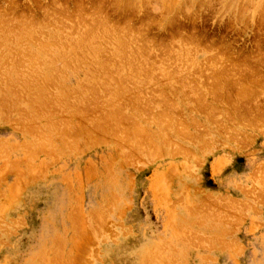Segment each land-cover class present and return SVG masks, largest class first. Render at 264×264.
Here are the masks:
<instances>
[{"label":"rangeland","instance_id":"obj_1","mask_svg":"<svg viewBox=\"0 0 264 264\" xmlns=\"http://www.w3.org/2000/svg\"><path fill=\"white\" fill-rule=\"evenodd\" d=\"M120 1L0 0V25L12 31L16 28L14 39L18 38L13 42V33L0 27V34L6 33L13 42L9 44L7 37L1 40L0 35V52L8 51L0 56V63L7 69L4 72L0 64V264H264V0H130L133 6L129 0ZM103 17L106 20L102 21ZM101 21L107 25H101ZM103 25L105 28H101ZM21 28L27 33H19ZM88 28H93L92 34ZM95 28L98 30L94 32ZM116 29H123V33L118 34ZM16 33L22 34L23 39ZM115 34L119 35L117 40ZM120 35L132 40L126 44ZM45 39L54 41L48 44L46 40V45ZM116 41L121 42L119 48L114 47ZM127 45L129 48H123ZM40 46L57 49L51 48L52 53L48 49L51 54L47 51V56L43 54L47 49ZM18 49L23 50L22 56ZM118 49L120 53L124 51L122 56ZM34 53L41 58L33 57ZM56 53L62 54L58 57ZM23 55H31L30 60L22 61ZM49 56L52 57L48 59ZM53 56L58 60L65 57L57 61ZM30 57L32 61L36 58V64L31 62L33 66ZM51 58L58 64H48ZM16 60L25 64L24 70L18 71L21 65ZM53 67L62 71L57 74ZM38 70L43 76L40 71L36 74ZM22 74L24 77H20ZM46 76L53 80L43 79ZM22 85L26 92L32 89L30 95L22 92ZM64 87L69 90L62 94ZM120 88L127 90L125 94ZM37 93L49 98L47 109L51 110L39 107ZM64 93L69 95L64 97ZM132 93H138L133 96L137 103ZM81 99L84 102L78 105ZM16 100L20 101L16 105L19 109L10 106ZM112 102L119 103L118 109ZM29 107L36 109L35 113ZM110 107L123 115L122 122L107 120L108 129L101 130L97 125L104 122ZM163 112L167 117H162ZM36 113L45 116L42 119ZM40 121L43 126L40 124L39 129L36 124ZM48 121L53 124L49 126ZM180 122L186 131L180 132ZM51 125L57 126L58 131ZM141 125L145 128L143 134L133 136L131 130L136 126L141 130ZM173 125L178 131L172 130ZM123 127L128 129L124 131ZM41 129L45 133L41 134ZM145 130L154 137L144 134ZM32 132L35 140L42 139L36 142L38 147L33 144L35 140L32 143ZM183 132L189 134L184 136ZM37 133L46 139L51 137L48 141L54 151ZM121 133L126 134L125 143L120 140Z\"/></svg>","mask_w":264,"mask_h":264},{"label":"bare ground","instance_id":"obj_2","mask_svg":"<svg viewBox=\"0 0 264 264\" xmlns=\"http://www.w3.org/2000/svg\"><path fill=\"white\" fill-rule=\"evenodd\" d=\"M56 1H57V0H56ZM101 1H102V0H101ZM123 1H124V0H123ZM136 1H137V0H136ZM168 1H169V0H168ZM119 2H121V1L119 0ZM128 2H131V1L129 0ZM162 2H163V1H162ZM192 2H193V1H192ZM134 3H135V2H134ZM146 3H147V2H146ZM156 3H157V1H156ZM163 3H164V2H163ZM166 3H167V1H166ZM129 4H130V6H131V5L133 6L132 2L129 3ZM149 4H152V3H149ZM191 4H192V3H191ZM64 5H65V4H64ZM119 5H120V4H119ZM121 5H122V4H121ZM126 5H127V1H126V3H125V6H126ZM166 5H167V4H166ZM170 5H174V4H171V2H170ZM170 5H169V6H170ZM98 6H99V5H98ZM162 6H163V4H162ZM162 6H161V7H162ZM167 6H168V5H167ZM247 6H248V5H247ZM120 7H121V6H120ZM173 7H174V6H173ZM97 8H98V7H97ZM133 8H134V7H133ZM162 8H163V7H162ZM122 9H123V8H122ZM124 9H125V8H124ZM90 10H91V9H90ZM97 10H98V9H97ZM118 10H119V9H118ZM134 10H135V9H134ZM185 10H186V9H185ZM77 11H78V10H77ZM99 11H100V10H99ZM102 11H103V10H102ZM102 11H100V13H101ZM159 11H160V10H159ZM169 11H170V10H169ZM188 12H189V11H188ZM2 13H3V12H2ZM2 13H1V14H2ZM168 13H169V12H168ZM87 14H88V13H87ZM97 14L99 15V13H97ZM127 14H128V13H127ZM164 14H165V13H164ZM162 15H163V14H162ZM7 16H8V15H7ZM166 16H167V15H166ZM68 17H69V16H68ZM175 17H176V16H175ZM2 18H3V16H2ZM10 18H12V17H10ZM96 18H97V17H96ZM100 18H101V17H100ZM48 19H49V18H48ZM79 19H81V18H79ZM104 19L106 20V18L103 17V20H102V21H104ZM4 20H5V19H4ZM22 20H23V19H22ZM82 20H83V19H82ZM92 20H93V19H92ZM95 20H96V19H95ZM128 20H131L130 17H129ZM175 20H176V19H175ZM177 20H178V18H177ZM10 21L12 22V20H10ZM25 21H26V20H25ZM83 21H84V20H83ZM90 21H91V20H90ZM102 21H101V22H102ZM3 22H4V21H3ZM5 22H6V21H5ZM8 22H9V21H8ZM23 22H24V21H23ZM59 22H61V20H59ZM59 22H58V23H59ZM64 22H65V21H64ZM72 22H73V21H72ZM193 22H194V21H193ZM27 23H28V22H27ZM97 23H98V24H96V25H97V28H98V25H99L100 23H99V21H98ZM108 23H109V22H108ZM110 23H111V22H110ZM179 23H180V22H179ZM0 24H1V23H0ZM25 24H26V23H25ZM25 24L23 23V25H25ZM45 24H46V23H45ZM51 24H52V23H51ZM62 24H63V23H62ZM78 24H79V23H78ZM83 24H84V23H83ZM86 24L88 25V23H86ZM102 24H105V26L107 25L106 22H104V23L102 22L101 25H102ZM14 25H15V24H14ZM52 25H54V24H52ZM81 25H82V23H81ZM92 25H93V24H92ZM92 25H91V26H92ZM96 25H94V26H96ZM119 25H120V24H119ZM2 26H4V25L2 24ZM2 26L0 25V27H2ZM21 26H22V25H20L19 27H21ZM25 26H26V25H25ZM25 26H22V28L25 27ZM29 26H30V25H28V28H29ZM55 26L58 27V25H55ZM76 26H77V25H76ZM105 26L103 25V26H101V28H103V27L105 28ZM115 26H116V25H115ZM115 26H114V27H115ZM120 26H121V25H120ZM17 27H18V26H17ZM26 27H27V26H26ZM26 27H25V28H26ZM77 27H78V26H77ZM84 27H85V26H84ZM88 27H89V26H88ZM99 27H100V26H99ZM107 27H108V26H107ZM107 27H106V28H107ZM117 27H118V26H117ZM121 27H122V26H121ZM121 27H120V28H121ZM126 27H127V26H126ZM4 28L7 29V26H6V27L4 26ZM4 28H3V29H4ZM22 28H21V29H22ZM28 28H27V29H28ZM97 28L94 29V32H95V30H96ZM118 28H119V27H118ZM118 28H117V29H118ZM123 28L125 29V27H123ZM15 29H16V28H15ZM15 29H14V30H15ZM23 29H24V28H23ZM23 29H22V31L19 29L20 32H19V30H18V32H19V33L23 32L24 34H26L27 32H24ZM27 29H26V30H27ZM29 29H30V28H29ZM33 29H34V27H33ZM64 29H65V28H64ZM68 29H69V28H68ZM88 29H89V28H88ZM91 29L93 30V28H90V29H89V32H91ZM98 29H99V28H98ZM98 29H97V30H98ZM108 29H110V27H109ZM117 29H116V31L118 32V34H119L120 32H122L121 30H123V29H120V32H119ZM181 29H183V27H182ZM7 30H8V29H7ZM9 30H10L12 33H13V31H14V30L12 31L10 28H9ZM9 30H8V31H9ZM125 30H129V29L127 28V29H125ZM172 30H173V29H172ZM1 31H2V30H1V28H0V32H1ZM8 31H7V32H8ZM15 31H16V30H15ZM27 31H30V30H27ZM32 31H33V30L31 29L30 32H32ZM40 31H41V30H40ZM72 31H73V30H72ZM99 31H100V30H99ZM133 31H134V30H133ZM2 32H3V31H2ZM4 32H5V31H4ZM16 32H17V31H16ZM43 32H44V31H43ZM75 32H76V30H75ZM87 32H88V31H87ZM127 32H128V31H127ZM134 32H135V31H134ZM138 32H139V31H138ZM169 32H170V30H169ZM8 33H9V32H8ZM14 33H15V32H14ZM14 33L12 34L13 37L11 36V38H10L11 40H13V39L15 38V37H14ZM19 33H16V35L19 34ZM33 33L35 34V31L32 32V34H33ZM71 33H72V32H71ZM82 33H83V32H82ZM114 33H116V32H114ZM114 33H112V35H114ZM122 33H123V32H122ZM129 33H130V34H129ZM129 33H128V34L131 36V35H132V31H131V32L129 31ZM135 33H136V32H135ZM3 34H4V33H2V35L0 34L1 36H3V37H1V40H2V38L7 37L6 33L4 34L5 36H4ZM24 34H23V35H24ZM28 34L31 35L30 33H28ZM28 34H27V37L29 36ZM41 34H42V33H41ZM77 34H78V33H77ZM91 34H92V32H91ZM116 34H117V33H116ZM116 34H115V35H116ZM125 34H127V33H125ZM128 34H127V35H128ZM169 34H170V33H169ZM9 35H10V34H9ZM16 35H15V36H16ZM19 35H20V37H21L22 34H19ZM72 35H73V33H72ZM123 35H124V34H123ZM123 35H120V37H122ZM127 35H126V36H127ZM129 35H128V38L130 37ZM55 36H56V35H55ZM58 36H59V35H58ZM83 36H84V35H83ZM85 36H86V35H85ZM104 36H106V35H104ZM117 36H119V35L114 36V38L116 39ZM124 36H125V35H124ZM132 36H133V35H132ZM132 36H131V37H132ZM20 37H19V40H20V42H21V41H22L21 39H23V38L21 37V39H20ZM31 37H32V35H31ZM38 37H39V36H38ZM131 37H130V38H131ZM172 37H173V36H172ZM172 37H171V38H172ZM174 37H176V36H174ZM12 38H13V39H12ZM24 38H25V37H24ZM51 38H52V37H51ZM60 38H61V37H60ZM64 38H65V37H64ZM84 38H85V37H84ZM108 38H109V37H108ZM118 38H119V37H118ZM193 38H194V37H193ZM5 39H6V38H5ZM5 39H3V40L5 41ZM7 39H8V37H7ZM7 39H6V41H7ZM10 39H8V42H10ZM17 39H18V38H17ZM17 39H14L13 42H15V40L17 41ZM27 39H28V38H27ZM27 39H26V40H27ZM32 39H34V38H32ZM54 39H55V38H54ZM54 39H53V41H54ZM112 39H113V38H112ZM122 39L124 40L125 38L122 37ZM122 39H121V41H123ZM172 39H173V38H172ZM181 39H182V38H181ZM189 39H190V38H189ZM200 39H202V38H200ZM19 40H18V41H19ZM24 40H25V39H24ZM24 40H23V41H24ZM30 40H31V38H29L28 41H30ZM35 40H36V39H35ZM39 40H40V39H39ZM46 40H47V42H48V39H45V42H43V43L46 44V43H47ZM49 40H50V39H49ZM55 40H56V39H55ZM116 40H117V39H116ZM125 40H126V39H125ZM125 40H124L123 42H125ZM127 40L131 41L132 39H131V40H130V39H127ZM127 40H126V42H127ZM134 40H135V39H134ZM143 40H144V39H143ZM143 40H142V41H143ZM195 40H197V39H195ZM53 41H52V40L49 41L48 44H49V43L52 44ZM77 41H78V40H77ZM81 41H82V40H81ZM148 41H149V40H148ZM150 41H151V40H150ZM0 42H3V41H0ZM13 42H10L9 44H11V43H13ZM37 42H38V40H37ZM62 42H63V41H62ZM75 42H76V41H74L73 43H75ZM83 42L85 43V47H86V45H87V44H86V43H87L86 40L83 41ZM126 42H125V43H126ZM15 43H16V42H15ZM18 43H19V42H18ZM18 43H17V45H18ZM32 43H34L33 40H32ZM43 43L40 42L39 44H40V45H44ZM57 43H58V42L56 41V44H57ZM60 43H61V42H60ZM116 43H117V41L115 42V44H116ZM118 43H121V42H118ZM118 43H117L116 45L114 44V45H115L114 47H116V46L118 45ZM133 43H134V42H133ZM133 43H132V44H133ZM153 43H155V42H153ZM4 44H5V43H4ZM4 44H3V45H4ZM19 44H22V42L19 43ZM25 44H26V43H25ZM25 44L23 43V45H25ZM39 44H38V45H39ZM62 44H63V43H61L60 45H62ZM80 44H81V43H80ZM102 44H103V43H102ZM126 44H128V42H127ZM126 44H124V45H126ZM129 44H131V42H129ZM1 45H2V43H1ZM6 45H7V44H5V46H6ZM17 45H16V44H15V45L13 44L14 49H16L15 46H17ZM34 45H35V44H34ZM46 45H47V44H46ZM53 45H55V43H54ZM76 45H77V43H76ZM78 45H79V44H78ZM78 45L76 46V48L78 47ZM122 45H123V43H122L120 46H122ZM135 45H136V43H135ZM135 45H133V46H134V50L137 48ZM5 46H4V47H5ZM9 46H10V45H9ZM11 46H12V45H11ZM20 46H22V45H19V47H20ZM48 46H49V45H48ZM48 46H45V47L40 46L41 48L43 47L44 50L47 49V50L44 51V52H43V49H42L43 54H46V55H47L48 53L51 54V53H52V49H53L54 47L58 46V44H57L56 46H53V47H51V46H52V45H51L50 47H51L52 49H51V48L49 49ZM68 46L70 47V45H68ZM71 46H72V45H71ZM81 46H82V44H81ZM83 46H84V44H83ZM83 46H82V47H83ZM90 46H91V45H90ZM151 46H152V45H151ZM40 47H39V49H40ZM46 47H47V48H46ZM60 47H61V46H60ZM60 47L58 46V48H60ZM73 47H75V45H74ZM87 47H88V46H87ZM103 47H104V46H103ZM117 47H118V46H117ZM117 47H116V48H117ZM124 47H125V48H126V47L129 48V45H127V46H123V48H124ZM135 47H136V48H135ZM0 48H1V47H0ZM5 48H6V47H5ZM7 48H8V47H7ZM7 48H6V50H8L9 48L11 49V47H9L8 49H7ZM64 48H65V46H64ZM97 48H98V47H97ZM104 48H105V47H104ZM104 48H103V49H104ZM118 48H119V47H118ZM121 48H122V47H121ZM121 48H120V49H121ZM259 48H260V47H259ZM1 49H2V48H1ZM12 49H13V48H12ZM19 49H20V48H19ZM19 49H18V50H19ZM24 49H25V48H24ZM33 49H34V48H33ZM48 49L51 50V53H50V51H49ZM54 49H57V48H54ZM54 49H53V50H54ZM61 49H62V48H61ZM67 49H68V48H67ZM67 49H66V51H67ZM82 49H83V48H82ZM87 49H88V48H87ZM90 49L92 50V49H93V46H92ZM98 49H99V48H98ZM98 49H97V50H98ZM139 49H141V48L139 47ZM260 49H261V48H260ZM25 50H26V49H25ZM74 50H77V49H74ZM97 50H96V53L99 52V50H98V51H97ZM124 50H125V49H124ZM134 50L131 49L132 52H133ZM0 51H1V50H0ZM4 51H5V50H3V52H4ZM9 51H11V50H9ZM21 51L23 52V50H19V53H20ZM40 51H41V49H40ZM47 51H48V53H45V52H47ZM64 51H65V50H64ZM84 51H85V50H84ZM126 51H127V50H126ZM126 51H125V52H126ZM173 51H174V50H173ZM3 52H2V53H3ZM5 52H6V51H5ZM7 52H8V51H7ZM7 52H6V53H7ZM22 52H21L20 56H22ZM67 52H68V51H67ZM85 52H86V51H85ZM89 52H90V51H89ZM118 52H119V49H118L117 53H118ZM123 52H124L123 50H122L121 53L119 52V53L121 54V56H122V53H123ZM137 52H139V51H137ZM2 53L0 52V56H2ZM13 53H14V52H13ZM16 53H17V56H18V55H19L18 51H17ZM62 53H63V52H62ZM62 53H58V54H60V56H61ZM78 53H79V52H78ZM103 53H104V51H103ZM126 53H128V55H127V54H125V55H127V56L129 57V55H130L129 52L127 51ZM130 53H131V52H130ZM3 54H4V53H3ZM23 54H24V53H23ZM29 54H31V52H30ZM58 54L56 53L55 56H56V55L58 56ZM92 54H93V53H92ZM113 54H114V53H113ZM134 54H135V53H134ZM134 54H133V55H134ZM138 54H140V52H139ZM168 54H169V53H168ZM24 55H25V54H24ZM24 55H23V56H24ZM63 55H64V54H63ZM115 55H116V51H115ZM115 55H113V57H111V58H114ZM123 55H124V54H123ZM125 55H124V57H126ZM133 55H132V56H133ZM214 55H215V54H214ZM3 56H4V55H3ZM6 56H7V55H6ZM12 56H13V55H12ZM29 56H31V55H29ZM29 56H27L28 58L24 56L25 58L23 57L24 59H22V61H27V60L29 59ZM32 56H33V55H32ZM37 56H39V55H37V54L35 55V53H34V56H33V57H37ZM47 56H48V55H47ZM55 56H53V57H55ZM60 56H58V57H60ZM117 56H118V55H117ZM229 56H230V55H229ZM9 57H10V56H9ZM9 57H7V58H9ZM14 57H15V56H14ZM14 57L12 58V60L14 59ZM50 57H52V56H49L48 59H49ZM64 57H65V56H64ZM64 57H62L61 59H63ZM66 57H67V56H66ZM82 57L84 58V56H82ZM99 57H100V56H99ZM108 57H110V55H109ZM119 57H120V55H119ZM124 57H122V58H124ZM128 57H127V59L124 58V60H125V61H126V60H129ZM133 57H134V56H133ZM135 57H136V56H135ZM138 57H139V56H138ZM138 57H137V58H138ZM178 57H179V56H178ZM212 57H213V56H212ZM226 57H227V56H226ZM30 58H31V57H30ZM37 58H41V57H37ZM122 58H120V61H121ZM129 58H130V57H129ZM214 58H215V56H214ZM216 58H218V57H216ZM259 58H260V56H259ZM15 59H16V57H15ZM15 59H14V60H15ZM26 59H27V60H26ZM35 59H36V58H34V60H35ZM55 59H56V57H55ZM61 59H59V60L61 61ZM71 59H72V58H71ZM101 59H102V58H101ZM118 59H119V58H118ZM133 59H134V58H133ZM227 59H229V58H227ZM249 59H250V58H249ZM12 60L9 59V60H8V61H9L8 63L11 62L12 65H13L14 60H13V62H12ZM20 60H21V59H20ZM29 60H30V59H29ZM34 60L32 61V58H31L30 64H31V62H33V63L37 62V61L34 62ZM37 60H38V59H37ZM56 60L59 61L58 59H56ZM67 60H68V59H67ZM67 60H66V61H67ZM131 60H132V59H131ZM218 60H219V59H218ZM253 60H254V58H253ZM5 61L7 62L6 58H5ZM39 61H40V60H39ZM48 61L50 62V63H48V64H51V62L53 61V65L55 64L54 62H56V61H54V59L52 60V58H51V61H50V60H47V62H48ZM63 61H64V60H62V62H63ZM69 61H70V60H69ZM69 61H68V62H69ZM71 61H72V60H71ZM103 61H104V60H103ZM112 61H113V60H112ZM114 61H115V59H114ZM116 61H117V59H116ZM125 61H124V62H125ZM258 61H259V60H258ZM0 62H1V61H0ZM2 62H4V61H2ZM15 62H17L18 65H21V66H19V67L16 66V67H18V68H17L18 71H21V70H19V68L23 69L22 67L25 66V64L22 65V63H21L20 61L18 62L17 60H16ZM105 62H106V61H105ZM107 62H108V61H107ZM110 62H111V60L109 61V63H110ZM127 62H128V61H127ZM132 62H133V61H132ZM11 63H10V64H11ZM19 63H21V64H19ZM38 63H39V62H38ZM56 63H57V62H56ZM111 63H112V62H111ZM114 63H115V62H114ZM117 63H118V62H117ZM128 63H129V62H128ZM244 63H245V62H244ZM0 64H1V63H0ZM3 64H4V63H3ZM3 64H1V65H3ZM14 64H15V63H14ZM35 64H36V63H35ZM39 64L42 65L43 62H42V64H41V62H40ZM57 64H58V63H57ZM65 64H66V63H65ZM69 64H70V63H69ZM123 64H124V63H123ZM126 64H127V63H126ZM31 65H32V64H31ZM102 65H103V67H104V64H102ZM116 65H117V64H116ZM116 65H115V66H116ZM118 65H119V64H118ZM184 65H185V64H184ZM256 65H257V64H256ZM261 65H262V64H261ZM26 66H28V65H26ZM32 66H33V65H32ZM61 66H63V65H61ZM65 66H67V65H65ZM169 66H170V65H169ZM224 66H225V65H224ZM230 66H231V65H230ZM242 66H243V65H242ZM3 67L5 68V65H3L1 68H3ZM6 67H8V66L6 65ZM13 67H14V66H13ZM16 67H15L14 69H16ZM48 67H49V66H48ZM51 67H52V66H51ZM243 67H244V66H243ZM248 67H249V66H248ZM1 68H0V69H1ZM8 68H10V67H8ZM24 68H25V67H24ZM33 68H34V67H33ZM53 68L56 69L57 67H56V68L53 67ZM60 68H61V67H60ZM94 68H95V67H94ZM106 68H108V67H106ZM106 68H105V69H106ZM229 68H230V67H229ZM259 68H260V67H259ZM14 69H13V70H14ZM17 69H16V70H17ZM29 69H30V68H29ZM35 69H37V67H35ZM58 69H59V68H58ZM230 69H231V68H230ZM239 69H240V68H239ZM246 69H247V66H246ZM1 70H2V69H1ZM6 70H7L6 68H5V70L3 69L4 72H5ZM23 70H24V69H23ZM23 70H22V71H23ZM40 70H41V68H40ZM40 70L36 71V72H37L36 74H38V72H39ZM109 70H110V68H109ZM217 70H218V69H217ZM223 70H224V69H223ZM235 70H236V69H235ZM241 70H243V69H241ZM10 71H11V70H10ZM14 71H15V70H14ZM26 71L28 72V70H26ZM29 71H30V70H29ZM55 71H57V69H56ZM60 71H62V70L57 71V74H58ZM213 71H214V70H213ZM226 71H227V70H226ZM40 72H41V71H40ZM63 72H64V70H63ZM63 72H62V73H63ZM111 72H112V71H111ZM119 72H120V70H119ZM216 72H217V71H216ZM244 72H245V71H244ZM259 72H260V71H259ZM9 73H10V72H9ZM9 73H8V74H9ZM16 73H18V72H16ZM28 73H29V72H28ZM248 73H250V72H248ZM20 74H21V72H20ZM39 74H41V75L43 76V73H42V72L39 73ZM39 74H38V75H39ZM118 74H119V76L121 75L120 73H118ZM217 74H218V73H217ZM222 74H223V73H222ZM238 74H239V73H238ZM242 74H243V73H242ZM258 74H260V73H258ZM261 74H262V73H261ZM22 75H23V76H22ZM22 75H21V76L19 75V76H20V77H24V74H22ZM26 75L28 76V74H26ZM47 75H48V74H47ZM150 75H151V74H150ZM212 75H213V74H212ZM214 75H215V74H214ZM214 75H213V76H214ZM220 75H221V73L219 72V76H220ZM228 75H229V74H228ZM239 75H241V74H239ZM243 75H244V74H243ZM249 75L251 76L252 74H249ZM16 76H17V74H16ZM27 76H26V78H27ZM29 76H30V75H29ZM42 76H41V77H42ZM49 76H51V75H49ZM89 76H90V75H89ZM119 76H118V77H119ZM122 76H123V75H122ZM222 76H223V75H221L220 77H222ZM225 76H226V75H225ZM233 76H234V75H233ZM250 76H249V77H250ZM252 76H253V75H252ZM257 76H258V75H257ZM2 77H4V76H2ZM20 77H19V78H20ZM37 77H38V76H37ZM52 77H55V76L53 75ZM52 77H50V78H52ZM124 77H125V76H124ZM220 77H219V78L216 77V78H217V79H220ZM229 77H230V76H229ZM259 77H260V75H259ZM262 77H263V76H262ZM12 78H13V77H12ZM16 78H18V77H16ZM19 78H18V79H19ZM46 78H49V77L46 76V77L43 78V79H46ZM50 78H49V79H50ZM186 78H187V77H186ZM236 78H238V77H236ZM0 79H2L1 76H0ZM13 79H14V78H13ZM22 79H23V78H22ZM31 79H32V77L29 79V81H31V83H32V80H31ZM55 79H56V77H55ZM55 79H54V80H55ZM58 79H60V78H58ZM120 79H121V77H120ZM120 79H118V80H120ZM222 79H223V78H222ZM254 79H255V77H254ZM259 79H260V78H259ZM3 80H4V79H3ZM15 80H16V79H15ZM19 80H20V79H19ZM46 80H47V79H46ZM52 80H53V78H52ZM61 80H64V79L61 78ZM61 80H60V81H61ZM186 80H187V79H186ZM227 80H228V77H227ZM246 80H247V79H246ZM250 80H251V79H250ZM252 80H253V79H252ZM262 80H264V79H262ZM4 81H5V80H4ZM13 81H14V80H13ZM26 81H27V80H26ZM26 81H25V82H26ZM29 81H28V82H29ZM36 81H37V80H36ZM57 81H58V80L53 81V82L57 83ZM121 81H122V80H121ZM121 81H119V82H121ZM212 81H213V80H212ZM218 81H219V84H220L222 81L225 83L224 80H222V81H221V80H217L216 82H218ZM241 81H242V80H241ZM254 81H255V80H254ZM2 82H3V81H2ZM2 82H1V83H2ZM9 82H11V81H9ZM16 82H17V81H16ZM19 82H20V81H19ZM21 82H22V80H21ZM28 82H27V84H28ZM61 82H62V81H61ZM61 82H59V83L61 84ZM89 82H90V81H89ZM190 82H191V81H190ZM228 82H229V81H228ZM250 82H251V81H250ZM34 83H36V82L34 81ZM38 83H39V82H38ZM38 83H37V84H38ZM55 83H54V84H55ZM97 83H99V82H97ZM226 83H227V81H226ZM244 83H245V82H244ZM16 84H17V83H16ZM32 84H33V83H32ZM37 84H35V85H37ZM41 84H42V83H41ZM99 84H101V83H99ZM189 84H190V83H189ZM191 84H192V83H191ZM221 84H222V83H221ZM248 84H249V83H248ZM2 85H3V84H2ZM2 85H1V86H2ZM6 85H8V82H7ZM19 85H20V84H19ZM42 85H43V84H42ZM44 85H45V84H44ZM44 85H43V86H44ZM57 85H58V84H57ZM242 85H243V84H242ZM17 86H18V85H17ZM27 86H29V85H27ZM27 86H26V87H27ZM40 86H41V85H40ZM195 86H196V85H195ZM218 86H219V85H218ZM229 86H230V85H229ZM5 87H8V86H5ZM5 87H4V90L7 89V88H5ZM20 87H21V86H20ZM29 87H30V86H29ZM35 87H36V86H35ZM60 87H62V86L60 85ZM81 87H82V86H81ZM83 87H85V86H83ZM206 87H207V86H206ZM221 87H223V86H221ZM243 87H244V86H243ZM245 87H246V86H245ZM260 87H261V86H260ZM9 88H10V86L8 87V89H9ZM12 88H13V87H12ZM27 88H28V87H27ZM38 88H39V86H38ZM38 88H37V89H38ZM46 88H47V87H45V89H46ZM62 88H63V87H62ZM76 88H78V87H75V89H76ZM105 88H106V87H105ZM121 88H122V87H121ZM121 88H120V89H121ZM123 88H124V87H123ZM123 88H122V89H123ZM131 88H132V87H131ZM193 88H194V87H193ZM224 88H225V87H224ZM15 89H17L16 86H15ZM18 89H19V88H18ZM20 89L23 90L22 92H24V93L26 92V91L24 90L23 85H22V88H20ZM43 89H44V88H43ZM45 89H44V90H45ZM58 89H59V86H58ZM64 89H65V87H64ZM64 89H63V90L60 89V90H62V92H60V93L63 94V91L66 92V89L69 90V88H66L65 90H64ZM93 89H94V88H93ZM120 89H119V91L122 92V93H123L124 91H127V90H124V91H123L122 89H121V90H122V91H121ZM208 89H209V88H208ZM214 89H218V88L215 87ZM222 89H223V88H222ZM237 89H238V88H237ZM239 89H240V88H239ZM245 89H246V88H245ZM260 89H261V88H260ZM21 90H19V91H21ZM27 90H28V89H27ZM47 90H48V89H46V91H47ZM90 90L93 91L92 89H90ZM103 90H104V89H103ZM135 90H136V89H135ZM198 90H199V89H198ZM200 90H201V89H200ZM209 90H210V89H209ZM251 90H252V89H251ZM7 91H8V90H7ZM29 91H32V89H31V90L29 89ZM29 91L26 92V93L28 94ZM34 91H35V90H34ZM46 91H45V92H46ZM72 91H73V89H72ZM74 91H75V90H74ZM76 91H77V90H76ZM107 91H108V90H107ZM210 91H211V90H210ZM212 91H213V90H212ZM215 91H217V90H215ZM215 91H214V93H215ZM220 91H221V90H220ZM222 91H223V90H222ZM1 92H2V91H0V96H1ZM3 92H4V91H3ZM15 92H16V91H15ZM22 92H20V94H21ZM36 92H37V91H36ZM45 92H44V93H45ZM52 92H53V91H52ZM70 92H71V91H70ZM93 92H94V91H93ZM93 92H92V93H93ZM95 92H96V91H95ZM95 92H94V93H95ZM105 92H106V91H105ZM108 92H109V91H108ZM116 92L118 93V91H116ZM116 92H115V93H116ZM163 92H164V91H163ZM208 92H209V91H208ZM251 92H252V91H251ZM251 92H250V93H251ZM4 93H5V92H4ZM34 93H35V92H33V94H34ZM42 93H43V92H42ZM79 93H80V92H79ZM90 93H91V92H90ZM96 93H97V92H96ZM96 93H95V95H96ZM113 93H114V92H113ZM115 93H114V94H115ZM117 93H116V94H117ZM138 93H139V92H138ZM138 93H137V94H138ZM241 93H242V92H241ZM244 93H245V92H244ZM253 93H254V92H253ZM253 93H251V94H253ZM37 94H38V93H37ZM66 94H67V93H66ZM66 94L64 93V97L67 96V95H69V93H68L67 95H66ZM114 94H113V96L117 98V97H118L117 95H119L120 93H118L117 95H116V94L114 95ZM124 94H125V92H124ZM124 94H123V95H124ZM126 94H127V93H126ZM137 94H133V93L131 94V96H132V98H134V100H135L137 97H136V96L133 97V96H134V95H137ZM198 94H199V93H198ZM245 94H246V93H245ZM258 94H260V93H258ZM12 95H13V94H12ZM12 95H10V93H9V96H11V97L13 98L14 95H13V96H12ZM29 95H30V93H29ZM38 95H39V94H38ZM38 95H36V96H38ZM40 95H41V94H40ZM40 95H39V97L37 98V99H38V103H40V104H38V105H39L40 108H43V107H44L45 109H47V108H48L47 105H49L48 103L50 102V101H49V98H46L45 96H40ZM43 95H44V94H43ZM59 95H60V94H59ZM95 95H94V97H95ZM123 95H122V96H123ZM163 95H164V94H163ZM237 95H238V94H237ZM239 95H240V94H239ZM241 95H242V94H241ZM241 95H240V96H241ZM32 96H33V95H32ZM47 96H50V94L48 95V92H47ZM70 96H71V95H70ZM85 96H86V95H85ZM91 96H92V95H91ZM97 96H98V95H97ZM113 96H110V98L113 97ZM240 96H239V97H240ZM4 97H5V95H4ZM4 97H3V98H4ZM14 97H15V96H14ZM21 97H22V96H21ZM27 97H29V96H28V95H25V98H27ZM50 97H51V96H50ZM53 97H54V96H53ZM89 97H90V95H89ZM94 97H93V99H94ZM129 97H130V96L128 95V99H129ZM140 97H141V96H140ZM140 97H138V99H139ZM241 97H242V96H241ZM22 98H23V97H22ZM72 98H73V97H72ZM86 98H87V97H85V99H86ZM95 98H96V97H95ZM126 98H127V97H126ZM142 98H143V97H142ZM242 98H243V97H242ZM1 99H2V98H1ZM28 99H30V98H27V100H28ZM35 99H36V97H35ZM51 99H53V101H54V98H51ZM85 99H84V100H85ZM113 99H115V98H113ZM117 99H118V98H117ZM120 99H121V98H120ZM123 99H124V98H123ZM123 99H122V101H124ZM130 99H131V98H130ZM165 99H166V98H165ZM206 99H207V98H206ZM244 99H245V98H244ZM4 100H5V99H4ZM33 100H34V99H33ZM82 100H83V99H81V101H80V103H79L78 105L82 104L81 102H84V101H82ZM86 100H87V99H86ZM95 100H96V99H95ZM95 100H94V101H95ZM110 100L112 101V98H111ZM125 100H126V99H125ZM132 100H133V99H132ZM134 100H133V101H134ZM139 100H140V99H139ZM222 100H223V99H222ZM230 100H232V99H230ZM234 100H235V99H234ZM2 101H3V100H2ZM10 101H13V100H10ZM17 101H18V100H16L15 102H13V105L10 104V106H11L12 108H18V107L16 106V105H17ZM57 101H58V100H57ZM57 101H55V103H56ZM69 101H70V100H69ZM71 101H72V100H71ZM129 101H130V100H129ZM250 101H251V100H250ZM18 102H20V101H18ZM22 102H24V101H22ZM25 102H26V101H25ZM25 102H24V103H25ZM72 102H73V101H72ZM72 102H71V103H72ZM89 102H90V101H89ZM115 102H116V101H115ZM115 102H112V104L114 103V104H113L114 107L117 106L116 108L118 109L119 103H118V105H115V104H116ZM124 102H125V101H124ZM124 102H123L122 104H125ZM130 102H132V101H130ZM135 102L137 103V99L135 100ZM232 102H233V101H232ZM251 102H252V101H251ZM2 103H4V101H3ZM10 103H11V102H10ZM33 103H34V102H33ZM36 103H37V102H36ZM36 103H35V104H36ZM51 103H52V102H51ZM60 103H61V102H60ZM60 103H59V104H60ZM93 103H94V102H93ZM7 104H9V103H7ZM18 104H20V103H18ZM25 104H26V103H25ZM27 104H29V103H27ZM35 104H34V105H35ZM56 104H58V103H56ZM67 104H68V103H67ZM83 104H84V103H83ZM91 104H92V103H91ZM95 104H96V103H95ZM131 104H132V103H131ZM131 104H130L129 106H131ZM138 104H139V103H138ZM138 104H136V105H138ZM142 104H143V103H142ZM206 104H207V103H206ZM210 104H211V103H210ZM217 104H218V103H217ZM239 104H240V103H239ZM262 104H263V103H262ZM0 105H1V104H0ZM60 105H61V104H60ZM71 105H73V104H71ZM74 105H75V104H74ZM100 105H101V104H100ZM113 105H111V106L113 107ZM126 105H127V104H126ZM136 105H135V106H136ZM144 105H145V104H144ZM149 105H150V104H149ZM4 106H6V105H4ZM28 106H30V104H29ZM28 106H27V107H28ZM45 106H46V107H45ZM62 106H63V105H62ZM83 106H84V105H83ZM89 106H90V105H89ZM91 106H92V105H91ZM95 106H96V105H94V107H95ZM108 106H109V105H108ZM120 106H121V105H120ZM124 106H125V105H124ZM129 106H126V107L128 108ZM135 106H133V107L135 108ZM175 106H176V105H175ZM232 106H233V105H232ZM232 106H231V107H232ZM0 107H1V106H0ZM6 107H7V106H6ZM19 107H21V106H19ZM57 107H58V105H57ZM59 107H60V106H59ZM67 107H68V105H67ZM70 107H71V106H70ZM126 107H125V108H126ZM131 107H132V106H131ZM145 107H147V106L145 105ZM149 107H150V106H149ZM212 107H213V106H212ZM235 107H238V106L235 104ZM29 108H30V107H29ZM29 108H27V111H28ZM32 108H33V106H32ZM44 108H43V109H44ZM64 108H65V106H64ZM68 108H69V107H68ZM68 108H66V110H67ZM75 108H76V106H75ZM75 108H74V110H75ZM110 108H111V107H110ZM119 108H120V107H119ZM121 108H122V107H121ZM125 108H123V109L125 110ZM129 108H130V107H129ZM134 108H133V109H134ZM142 108H143V107H142ZM213 108H214V107H213ZM239 108H240V107H239ZM239 108H238V109H239ZM18 109H19V108H18ZM23 109H24V108H23ZM49 109H50V107H49ZM49 109H47V111H49ZM60 109L63 110V108H59V110H60ZM91 109H93V107H91ZM111 109H112V110H111L109 113H106L105 110L102 111V112H105V113H106V114H104V117H105L104 119H105V120H103V121H104L103 123H98V125H97V127H99L101 130H103V129H105V128L108 129V128H107V127H108L107 120L110 121L109 123H111L112 121H113V122H117V123H118L119 121L122 122L121 117H122L123 115H121V113L119 114V111H118V110L116 111L115 108H111ZM114 109H115V110H114ZM135 109L137 110V108H135ZM138 109H139V108H138ZM194 109H195V108H194ZM234 109H235V108H234ZM10 110H12V109H10ZM10 110H9V111H10ZM15 110H16V109H15ZM25 110H26V109H25ZM29 110H33V111H34L33 113H35V110H36V109H31V108H30ZM50 110H51V109H50ZM101 110H103V109L101 108ZM124 110H123V111H124ZM131 110H132V108L130 109V111H131ZM144 110H145V109H144ZM148 110H150V109H148ZM180 110H181V109H180ZM239 110H240V109H239ZM244 110H245V109H243V111H244ZM21 111H22V110H21ZM69 111H70V113H71L72 110L70 109ZM79 111H82V110H79ZM121 111H122V110H121ZM133 111H134V113H135V110H133ZM214 111H215V110H214ZM233 111H234V110H233ZM246 111H247V109H246ZM249 111H250V110H249ZM249 111H248V112H249ZM1 112H2V111H1ZM22 112H23V111H22ZM64 112H65V111H64ZM66 112H68V111H66ZM74 112H75V111H74ZM77 112H78V111H77ZM83 112H84V111H83ZM83 112H82V113H83ZM124 112H125V111H124ZM139 112H140V111H138V113H139ZM142 112H143V111H142ZM142 112H141V113H142ZM144 112H145V111H144ZM166 112H167V111H166ZM226 112H228V111H226ZM28 113H31V112H28ZM51 113H52V112H51ZM79 113H80V112H79ZM79 113H78V114H79ZM99 113H100V112H99ZM136 113H137V111H136ZM205 113H206V112H205ZM0 114H1V113H0ZM8 114H9V113H8ZM17 114H18V113H17ZM19 114H20V113H19ZM31 114H32V113H31ZM36 114H37V113H36ZM40 114H41V113H40ZM49 114H50V113H49ZM59 114H61V113H59ZM72 114H74V113L72 112ZM92 114H93V113H92ZM132 114H133V113H132ZM139 114H140V113H139ZM143 114H144V113H143ZM155 114H156V113H155ZM163 114H164V115H163ZM166 114H167V113H166ZM236 114H237V113H236ZM249 114H250V113H249ZM6 115H7V114H6ZM20 115H22V114H20ZM32 115H33V114H32ZM37 115H38V114H37ZM69 115H70V114H69ZM93 115H94V114H93ZM129 115H130V114H129ZM141 115H142V114H141ZM141 115H139V117H140ZM145 115H146V113L144 114V116H145ZM153 115H154V114H153ZM161 115H162V117H163V116L167 117V115H165L164 112H163ZM204 115H205V114H204ZM229 115H230V114H229ZM229 115H228V116H229ZM252 115H253V114H252ZM38 116H39V115H38ZM38 116H37V117H38ZM44 116H45V115H44ZM44 116L41 117V115H40L39 117H41V118L43 119ZM120 116H121V117H120ZM124 116H125V115H124ZM133 116H134V117H137V115H135V114H133ZM142 116H143V115H142ZM142 116H141V117H142ZM150 116H151V114H150ZM150 116H149V117H150ZM156 116H157V115H156ZM156 116H155V117H156ZM243 116H244V114H243ZM30 117H32V116H30ZM53 117H54V116H53ZM53 117H52V118H53ZM89 117H90V116H89ZM94 117H95V116H94ZM99 117H100V116H99ZM126 117H127V116H126ZM134 117H133V118H134ZM147 117H148V116H147ZM162 117H159V118L162 119ZM165 117H164L163 119H165ZM169 117H170V116L168 115V118H169ZM190 117H191V116H190ZM192 117H193V116H192ZM20 118H21V117H20ZM27 118L30 119L29 117H27ZM32 118L34 119V117H32ZM35 118H36V116H35ZM47 118H48V116H47ZM50 118H51V117H50ZM90 118H93V117H90ZM124 118H125V117H124ZM133 118H132V119H133ZM151 118H153V117H151ZM159 118H156V120H160ZM173 118H175V117L173 116ZM224 118H225V117H224ZM14 119H15V118H14ZM22 119H24V118H22ZM94 119H95V118H94ZM97 119H98V117H97ZM130 119H131V118H130ZM132 119H131V120H132ZM143 119H144V118H143ZM166 119H167V118H166ZM212 119H213V118H212ZM34 120H36V119H34ZM37 120H38V119H37ZM37 120H36V121H37ZM39 120H40V119H39ZM50 120H51V119H50ZM60 120H61V119H60ZM60 120H59V121H60ZM65 120H66V119H65ZM71 120H72V119H71ZM91 120H93V119H91ZM145 120H147V118H146ZM148 120H149V119H148ZM170 120L173 121L172 118H170ZM170 120H169V121H170ZM174 120H175V119H174ZM15 121H16V120H15ZM46 121H47V119H46ZM46 121H45V123H46ZM69 121H70V120H69ZM88 121H90V120H88ZM124 121H125V119H124ZM163 121H164V120H163ZM163 121H162V124H163ZM171 121H170V122H171ZM192 121H194V120H192ZM246 121H247V120H246ZM28 122H29V121H28ZM28 122H27V123H28ZM50 122H51V121H50ZM53 122H55V119H54ZM67 122H68V121H67ZM72 122H73V121H72ZM97 122H98V121H97ZM100 122H101V121H100ZM125 122H127V121H125ZM132 122H133V121H132ZM145 122H147V121H145ZM153 122H154V121H153ZM153 122H152V123H153ZM159 122H160V121H159ZM159 122H158V123H159ZM164 122H167V121H164ZM170 122H169V123H170ZM174 122H176V120H175ZM174 122H172V123L174 124ZM194 122H195V121H194ZM197 122L200 123L199 121H197ZM197 122H196V124H197ZM218 122H219V121H218ZM41 123H42V122L40 121V123L36 124V126L38 125V128H39V129H40V126H39V125H40ZM60 123H62V122H60ZM68 123H69V122H68ZM92 123H93V122H92ZM134 123H136V122H134ZM236 123H237V122H236ZM34 124H35V123H34ZM34 124H32V126H33ZM43 124H44V123H43ZM50 124H53V123H52V122L49 123V121H48V125H49V126H50ZM58 124H59V122H58ZM93 124H94V123H93ZM137 124H138V122H137ZM156 124H157V123H156ZM164 124H165V123H164ZM175 124H176V123H175ZM217 124H218V123H217ZM219 124H220V123H219ZM23 125H24V124H23ZM30 125H31V124H30ZM41 125H42V124H41ZM46 125H47V124H46ZM56 125H57V124H56ZM117 125H118V124H117ZM119 125L122 126V124H119ZM165 125H166V124H165ZM168 125H169V124H168ZM179 125L181 126V122H180L179 124H177V126H179ZM184 125H185V124L183 123V126H184ZM186 125H187V124H186ZM26 126H27V124H26ZM28 126H29V125H28ZM28 126H27V127H28ZM36 126L34 125V127H36ZM42 126H43V125H42ZM42 126H41V127H42ZM49 126H48L47 128H49ZM51 126H52V125H51ZM60 126H62V125L60 124ZM86 126H87V125H86ZM111 126H112V125H110V127H111ZM124 126H125V125H124ZM130 126H131V125H130ZM156 126H157V125H156ZM163 126H164V125H163ZM166 126H167V125H166ZM166 126H165V127H166ZM169 126H170V125H169ZM180 126H179L178 128H181V127H182V126H181V127H180ZM187 126H188V125H187ZM197 126H198V125H197ZM224 126H225V125H224ZM52 127H53V128H52ZM52 127H50V128H51V129H54V130L56 129L55 132L58 131L57 128H56L57 126H56V127H55V126H52ZM54 127H55V128H54ZM66 127H67V126H66ZM95 127H96V126H95ZM113 127H114V126H113ZM116 127H117V126H116ZM131 127H133V126H131ZM171 127H172V124H171ZM171 127H167V129H169V128L171 129ZM16 128H17V127H16ZM29 128H30V131L33 129V128H31V126H30ZM43 128H44V127H43ZM117 128H118V127H117ZM123 128H124V129H123L124 131H125V128L128 129L127 127H123ZM143 128H144V127H143ZM143 128H142V125H141V130H140V127H138V126L134 127L133 130H131V132L133 133V136L137 135L138 137H140L139 135H140L141 133L143 134V132H144V129H145V128H144V129H143ZM176 128H177V127H176ZM183 128H185V127H183ZM183 128H181L182 130H180V132H181V131H186V130L183 129ZM187 128H188V127H187ZM25 129H26V127H25ZM35 129H36L37 132H38V129H37V128H34V130H35ZM58 129H62V128H58ZM64 129H65V127H63V130H64ZM83 129H84V128H83ZM94 129H95V128H94ZM111 129H112V128H111ZM111 129H110V130H111ZM142 129H143V131H142ZM26 130H27V129H26ZM41 130H42V129H41ZM41 130H40V131H41ZM44 130H45V129H44ZM118 130H119V129H118ZM172 130H177V131H178V129H175V128H174V125H173ZM187 130H188V129H187ZM225 130H226V129H225ZM40 131H39V132H40ZM49 131L52 132V130H49ZM49 131H48V132H49ZM60 131H61V130H60ZM67 131H69V130H67ZM85 131H86V130H85ZM112 131H113V130H112ZM121 131H122V130H121ZM121 131H120V132H121ZM145 131H146V132H145L144 134H146V133L148 132L147 130H145ZM177 131H176V135H177ZM34 132H35V131H34ZM34 132H32L33 135L31 134L32 137H33V138H32V143H33L34 140H35L34 135H35L36 132H35V133H34ZM108 132H109V131H108ZM110 132H111V131H110ZM114 132H115V131H114ZM114 132H113V133H114ZM120 132H118V133L120 134ZM159 132H160V130H159ZM173 132H174V131H173ZM42 133H45V131L43 132V130H42V131H41V134H42ZM49 133H50V132H49ZM60 133H61V132H60ZM86 133H87V132H86ZM94 133H95V132H94ZM115 133H116V132H115ZM118 133L115 135V136H117V139L120 138V136L118 135ZM178 133H179V132H178ZM184 133H185V132H183V135L185 136V134L188 133V132H186L185 134H184ZM220 133H221V132H220ZM46 134H48V133L46 132ZM58 134H59V132H58ZM58 134H57V135H58ZM76 134H77V133H76ZM103 134H104V132H103ZM148 134L150 135V134H152V133H149V132H148ZM148 134H147V135H148ZM188 134H189V133H188ZM37 135L40 136V134H38V133H37ZM44 135H45V134H44ZM91 135H92V134H91ZM91 135H90V136H91ZM108 135H109V134H108ZM164 135H165V134H164ZM178 135H179V134H178ZM180 135H181V134H180ZM186 135H187V134H186ZM190 135H191V134H190ZM39 136H37V138H38ZM47 136H48V135H47ZM60 136H61V135H60ZM64 136H65V135H64ZM71 136H73V135H71ZM90 136H89V137H90ZM92 136H93V135H92ZM109 136H110V135H109ZM112 136H113V135H112ZM118 136H119V137H118ZM125 136H126V134L122 135V133H121V139H120V140H121L123 143H125V142H124ZM150 136H151V135H150ZM161 136H162V135H161ZM184 136H183V137H184ZM40 137H42V136H40ZM40 137H39V138H40ZM45 137H46V136H45ZM66 137H67V136H66ZM76 137H78V136H76ZM76 137L74 136L73 138H76ZM94 137H95V135H94ZM99 137H100V136H99ZM129 137L132 138V136H129ZM129 137H127V140H128ZM141 137H142V136H141ZM151 137H154V136H151ZM157 137H158V135H157ZM165 137H166V135H165ZM39 138H38V139H39ZM42 138H43V137H42ZM48 138H51V137H48ZM48 138H47V139H46V138H43V141H44V139H45L46 141H48ZM53 138H54V137H53ZM56 138H57V137H56ZM70 138H71V137H70ZM148 138H149V136H148ZM155 138H156V137H155ZM160 138H161V137H160ZM162 138H164V136H162ZM40 139H41V138H40ZM67 139H68V138H67ZM91 139H92V137H91ZM132 139H133V138H132ZM134 139H135V138H134ZM134 139H133V140H134ZM145 139H146V138H145ZM152 139H153V138H152ZM167 139H168V138H167ZM170 139H171V138H170ZM41 140H42V139H41ZM41 140H40V141H41ZM69 140H70V139H69ZM69 140H68V141H69ZM95 140H96V139H95ZM155 140H156V139H155ZM155 140H153V142H154ZM159 140H160V139H159ZM161 140H162V139H161ZM161 140H160L158 143H160ZM165 140H166V139H165ZM30 141H31V140H30ZM38 141H39V140L36 139L35 142H34L33 144H35V143L38 142ZM40 141H39V142H40ZM49 141H50V140H49ZM49 141H48V143L46 142V143L48 144V146L51 145V143H50ZM60 141H61V140H60ZM71 141H72V139H71ZM74 141H75V139H74ZM103 141H104V140H103ZM108 141H109V140H108ZM125 141H126V140H125ZM130 141H131V139H129L128 142L130 143ZM134 141H135V140H134ZM134 141H133V142H134ZM147 141L150 142V141H151V138H150V140L147 139ZM163 141H164V140H163ZM163 141H162V142H163ZM167 141H169V140H167ZM65 142H66V141H65ZM144 142H145V140H144ZM144 142H143V143H144ZM153 142H152V144H153ZM171 142H172V141H171ZM41 143H42V142H41ZM49 143H50V144H49ZM66 143H67V142H66ZM76 143H77V141H76ZM131 143H132V141H131ZM134 143H135V145H136V142H134ZM140 143H142V142H140ZM154 143H155V142H154ZM158 143H157V144H158ZM2 144H3V141H2ZM5 144H6V143H5ZM38 144L40 145V143H38ZM43 144H45V143H43ZM63 144H64V143H63ZM68 144H69V143H68ZM71 144H72V143H71ZM97 144H98V143H97ZM132 144H133V143H132ZM137 144H138V143H137ZM149 144H150V143H149ZM149 144H148V145H149ZM163 144H164V142H163ZM9 145H10V144H9ZM22 145H23V144H22ZM24 145L27 146V144H24ZM45 145H46V144H45ZM45 145H43V146L45 147ZM64 145H67V144H64ZM72 145H73V144H72ZM95 145H96V144H95ZM98 145H99V144H98ZM120 145H121V143H120ZM129 145H131V144H129ZM129 145H128V146H129ZM145 145H146V144H145ZM167 145H169V142H168ZM0 146H1V145H0ZM35 146L38 147L37 143L35 144ZM41 146H42V144H41ZM46 146H47V145H46ZM48 146H47V147H48ZM51 146H52V145H51ZM117 146H118V144H117ZM139 146H140V144H139ZM157 146H159V144H158ZM3 147H4V146H3ZM21 147H22V146H21ZM23 147H24V146H23ZM47 147H46V148H47ZM49 147H50V146H49ZM49 147H48V148H49ZM56 147H57V145H56ZM69 147H71V146H69ZM130 147H131V146H130ZM135 147H136V146H135ZM144 147H145V146H144ZM144 147H142V148H144ZM146 147L149 148L147 145H146ZM177 147H178V146H177ZM24 148H26V147H24ZM33 148H34V147H33ZM75 148H76V147H75ZM132 148H133V145H132ZM136 148H138V147H136ZM136 148H135V149H136ZM178 148H180V147H178ZM178 148H177V149H178ZM3 149H4V148H3ZM6 149H7V148H6ZM31 149H32V148H31ZM52 149H53V146H52ZM54 149H55V148H54ZM54 149H53V151H54ZM77 149H78V148H77ZM77 149H76V150H77ZM79 149H80V147H79ZM155 149H156V148H155ZM155 149H154V150H155ZM180 149H181V148H180ZM183 149H185V148H183ZM23 150H24V149H23ZM26 150H27V149H26ZM32 150H34V149H32ZM36 150H38V148H37ZM46 150H47V149H46ZM48 150H50V149H48ZM73 150H74V149H73ZM80 150H81V149H80ZM133 150H134V149H133ZM138 150H139V149H138ZM152 150H153V149H152ZM175 150H176V149H175ZM6 151H7V150H6ZM6 151H5V152H6ZM147 151H148V149H147ZM149 151H151V150L149 149ZM173 151H174V150H173ZM181 151H182V150H181ZM24 152H25V151H24ZM57 152H58V151H57ZM82 152H83V151H82ZM130 152H131V151H130ZM0 153H1V152H0ZM6 153H7V152H6ZM34 153H35V151H34ZM137 153H138V152H137ZM155 153H156V152H155ZM178 153H179V152H178ZM191 153H192V152H191ZM45 154H46V153H45ZM49 154H50V152H49ZM55 154H56V153H55ZM179 154H180V153H179ZM27 155H28V154H27ZM50 155H51V154H50ZM150 155H151V153H150ZM36 156H37V155H36ZM38 156H39V155H38ZM151 156H152V155H151ZM155 156H156V155H155ZM3 157H4V156H3ZM6 157H7V156H6ZM161 157H162V156H161ZM1 158H2V157H1ZM48 158H49V157H48ZM158 158H159V157H158ZM58 159H59V158H58ZM58 159H57V160H58ZM30 161H31V160H30ZM20 162H21V161H20ZM16 163H17V162H16ZM31 163H32V162H31ZM44 163H45V162H44ZM29 165H30V164H29ZM44 165H45V164H44ZM49 165H50V164H49ZM93 166H94V165H93ZM37 167H38V166H37ZM45 167H46V165H45ZM94 167H95V166H94ZM39 168H40V167H39ZM20 170H21V169H20ZM93 170H94V169H93ZM39 171H40V170H39ZM22 173H23V172H22ZM32 174H33V173H32ZM35 174H37V172H36ZM38 174H39V173H38ZM111 174H112V173H111ZM78 179H79V178H78ZM112 195H113V194H112ZM0 196H1V195H0ZM220 201H221V200H220ZM77 212H78V209H77ZM76 218H77V217H76ZM213 218H214V217H213ZM222 218H223V217H222ZM77 219H79V218H77ZM83 221H84V220H83ZM96 222H97V221H96ZM205 222H206V219H205ZM207 223H208V222H207ZM173 225H174V221H173ZM175 225H176V224H175ZM178 226H179V225H178ZM204 227H205V226H204ZM190 229H191V228H190ZM189 231H190V230H189ZM188 235H189V234H188ZM203 235H204V234H203ZM189 236H190V235H189ZM192 236H193V234H192ZM212 237H213V236H212ZM186 238H187V237H186ZM194 238H195V237H194ZM190 239H191V238H190ZM206 239H207V238H206ZM186 240H187V239H186ZM167 242H168V241H167ZM202 242H203V241H202ZM221 242H222V241H221ZM201 245H202V244H201ZM211 245H213V243H211ZM221 248H222V247H221ZM175 249H176V248H175ZM205 257H206V256H204L203 258H205ZM59 259H60V258H59ZM57 260H58V259H57ZM61 260H62V258H61ZM44 261H45V260H44ZM46 261H47V260H46ZM172 262H173V261H172ZM174 262H175V261H174ZM61 263H62V262H61ZM46 264H47V263H46ZM72 264H73V263H72ZM173 264H174V263H173Z\"/></svg>","mask_w":264,"mask_h":264}]
</instances>
